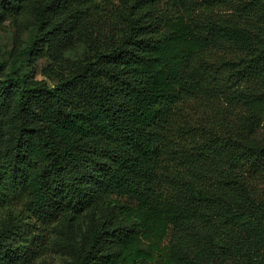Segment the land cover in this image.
<instances>
[{
    "label": "trees",
    "instance_id": "16d2710c",
    "mask_svg": "<svg viewBox=\"0 0 264 264\" xmlns=\"http://www.w3.org/2000/svg\"><path fill=\"white\" fill-rule=\"evenodd\" d=\"M8 20L0 264H264V0H0Z\"/></svg>",
    "mask_w": 264,
    "mask_h": 264
},
{
    "label": "rangeland",
    "instance_id": "374dc122",
    "mask_svg": "<svg viewBox=\"0 0 264 264\" xmlns=\"http://www.w3.org/2000/svg\"><path fill=\"white\" fill-rule=\"evenodd\" d=\"M26 36L27 33H22L17 24L10 20L2 24L0 26V61H10ZM261 137L264 140V128L261 131ZM38 264H69V260L58 253L49 252Z\"/></svg>",
    "mask_w": 264,
    "mask_h": 264
}]
</instances>
